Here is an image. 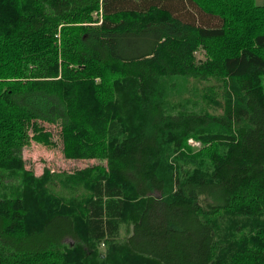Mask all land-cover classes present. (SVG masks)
<instances>
[{
	"label": "trees",
	"instance_id": "obj_1",
	"mask_svg": "<svg viewBox=\"0 0 264 264\" xmlns=\"http://www.w3.org/2000/svg\"><path fill=\"white\" fill-rule=\"evenodd\" d=\"M263 78L264 0H0V264H264Z\"/></svg>",
	"mask_w": 264,
	"mask_h": 264
},
{
	"label": "rangeland",
	"instance_id": "obj_2",
	"mask_svg": "<svg viewBox=\"0 0 264 264\" xmlns=\"http://www.w3.org/2000/svg\"><path fill=\"white\" fill-rule=\"evenodd\" d=\"M263 0H257L258 4H262ZM199 59H203L204 55L203 53L197 54ZM264 82V78H263ZM46 128L51 130L55 136V141L57 142L56 148H48L46 146L34 143L30 147H28L24 152V157L27 160V167L28 169H31L35 171L37 175H41L44 169L50 168L56 173H72L78 169H84L86 167H89L91 165H95L100 163V161L96 160H88L84 162H79L75 160H68L65 158L63 152H62V141L59 135V128L51 125H45ZM191 141L193 143H196V140L190 139L189 143L191 144ZM192 145V144H191ZM195 145V144H194ZM193 145V146H194ZM202 145L195 146L194 152H198L200 149H202ZM14 177L18 179L19 181L22 180V173L21 172H15ZM16 182V181H14ZM73 240L68 239L67 243H71ZM103 248V245H102Z\"/></svg>",
	"mask_w": 264,
	"mask_h": 264
},
{
	"label": "bare ground",
	"instance_id": "obj_3",
	"mask_svg": "<svg viewBox=\"0 0 264 264\" xmlns=\"http://www.w3.org/2000/svg\"><path fill=\"white\" fill-rule=\"evenodd\" d=\"M191 144H192V146H193V144H195V143H193V142L191 141ZM200 145H201V143L198 142V141H196V144H195L193 147H195V146H200Z\"/></svg>",
	"mask_w": 264,
	"mask_h": 264
},
{
	"label": "built area",
	"instance_id": "obj_4",
	"mask_svg": "<svg viewBox=\"0 0 264 264\" xmlns=\"http://www.w3.org/2000/svg\"><path fill=\"white\" fill-rule=\"evenodd\" d=\"M196 144V143H195ZM194 145V144H193Z\"/></svg>",
	"mask_w": 264,
	"mask_h": 264
},
{
	"label": "crops",
	"instance_id": "obj_5",
	"mask_svg": "<svg viewBox=\"0 0 264 264\" xmlns=\"http://www.w3.org/2000/svg\"><path fill=\"white\" fill-rule=\"evenodd\" d=\"M68 240V239H67Z\"/></svg>",
	"mask_w": 264,
	"mask_h": 264
}]
</instances>
